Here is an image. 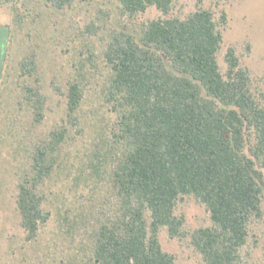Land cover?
<instances>
[{"label":"trees","instance_id":"1","mask_svg":"<svg viewBox=\"0 0 264 264\" xmlns=\"http://www.w3.org/2000/svg\"><path fill=\"white\" fill-rule=\"evenodd\" d=\"M0 1L22 27L18 2L64 14L97 0ZM105 1L132 26L107 29L99 53L86 42L105 25L77 33L88 54L63 81L53 76L65 101L47 132L37 134L52 112L41 56L33 49L19 61L20 115L11 124L14 136L23 133L16 205L35 255L28 264H179L163 248L164 231L189 242L204 264H248L254 229L264 224V95L235 47L222 70L226 13L174 14L179 0ZM153 7L160 17L134 22ZM188 200L210 224L188 228L179 212Z\"/></svg>","mask_w":264,"mask_h":264},{"label":"rangeland","instance_id":"2","mask_svg":"<svg viewBox=\"0 0 264 264\" xmlns=\"http://www.w3.org/2000/svg\"><path fill=\"white\" fill-rule=\"evenodd\" d=\"M30 2L27 7L18 2L25 22L22 27H17L10 8L0 1V264H28L27 260L35 256L32 248L24 241L16 205L17 172L22 161L20 156L16 157V139H22L23 133L18 131L19 137L14 136V124L11 121H15L16 113L20 115L14 111L17 97L16 93L13 94L14 82L19 75V61L33 49L41 56L52 112L37 134L47 132L60 120L65 101L63 96L55 94L51 88L53 76L63 81L71 75L72 63L80 59V53L88 54L85 40L77 37V33L92 23L105 25L98 36L89 37L86 42L99 53L102 48L100 37L107 29L132 26L127 18L121 17L114 3L105 0H97L83 7L78 5L64 14L46 11ZM200 7L212 10L216 19H219L223 11L227 15L228 23L221 29L224 43L219 54L223 72L227 69L226 52L233 46L242 65L251 74L257 96L264 95V0H231L228 3L217 0H179L174 14L184 15ZM105 13L110 15L109 18L106 19ZM160 16L161 12L153 7L137 16L134 22ZM22 120L18 119L17 122L21 124ZM54 191H62L69 196L65 188L61 190L57 187ZM179 212L185 213L190 229L210 224L209 213L194 200L184 203ZM54 219L55 214L43 235L45 245L55 229ZM254 234L246 250L248 264H264V224L255 227ZM161 241L164 250L174 254L179 264H204L189 242L172 240L166 231L161 234Z\"/></svg>","mask_w":264,"mask_h":264}]
</instances>
